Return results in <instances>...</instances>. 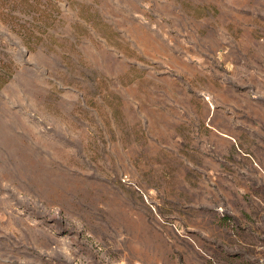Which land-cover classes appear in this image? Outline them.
I'll list each match as a JSON object with an SVG mask.
<instances>
[{
	"label": "rangeland",
	"instance_id": "374dc122",
	"mask_svg": "<svg viewBox=\"0 0 264 264\" xmlns=\"http://www.w3.org/2000/svg\"><path fill=\"white\" fill-rule=\"evenodd\" d=\"M0 264H264V0H0Z\"/></svg>",
	"mask_w": 264,
	"mask_h": 264
}]
</instances>
